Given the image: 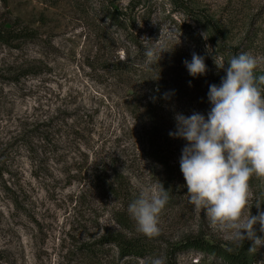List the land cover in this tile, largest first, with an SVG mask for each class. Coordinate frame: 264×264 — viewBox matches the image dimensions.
Segmentation results:
<instances>
[{"label":"rangeland","instance_id":"1","mask_svg":"<svg viewBox=\"0 0 264 264\" xmlns=\"http://www.w3.org/2000/svg\"><path fill=\"white\" fill-rule=\"evenodd\" d=\"M0 22L36 32L0 43V264H236L183 245L240 248L188 203L187 142L169 132L176 113L206 115L233 55L264 75V0H0ZM193 52L207 67L195 78ZM160 183L170 198L148 238L127 207ZM248 183L244 216L264 200V179ZM111 235L147 250L121 257ZM247 264H264V243Z\"/></svg>","mask_w":264,"mask_h":264},{"label":"clouds","instance_id":"2","mask_svg":"<svg viewBox=\"0 0 264 264\" xmlns=\"http://www.w3.org/2000/svg\"><path fill=\"white\" fill-rule=\"evenodd\" d=\"M163 50L168 49L161 48L160 53ZM153 54L147 51L149 57ZM183 64L193 78L207 70L204 57L195 52ZM227 65H217L226 74L219 84L208 87L206 115L176 113L175 130L169 136L187 142L179 166L188 203L201 210L230 244L242 247L251 240L249 250L254 252L264 243V237L256 235L257 225L264 232L260 208L264 200L254 203L257 214H251L250 208L247 216L243 212L249 201L248 181L253 176L264 179V75L254 74L257 59L248 53L233 55ZM169 198L162 183L141 187L127 207L137 232L148 238L160 235L159 217ZM146 264H165V260L152 257Z\"/></svg>","mask_w":264,"mask_h":264},{"label":"trees","instance_id":"3","mask_svg":"<svg viewBox=\"0 0 264 264\" xmlns=\"http://www.w3.org/2000/svg\"><path fill=\"white\" fill-rule=\"evenodd\" d=\"M21 25L22 27L19 28V26H16L15 24L7 26L5 22H0V43L10 45L12 41L20 40L26 37L31 38L36 35L35 30L29 28L27 24L21 22ZM121 218L123 219L124 217L121 216L120 219ZM106 239L108 242H112L117 245L121 257L132 255L141 256L144 254V251L147 250L144 244L135 238H126L121 237L120 235H111ZM183 245L191 246L202 251L209 250L219 257L228 259L236 264H247L249 246L240 247L237 251L230 252L229 250H225L220 246H215L214 244H204L196 239L186 240L185 244ZM82 251L91 255V246L84 245Z\"/></svg>","mask_w":264,"mask_h":264}]
</instances>
